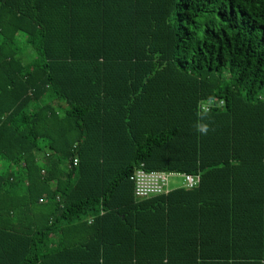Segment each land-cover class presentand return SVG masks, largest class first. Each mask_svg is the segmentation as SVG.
<instances>
[{"label": "trees", "instance_id": "obj_1", "mask_svg": "<svg viewBox=\"0 0 264 264\" xmlns=\"http://www.w3.org/2000/svg\"><path fill=\"white\" fill-rule=\"evenodd\" d=\"M0 264H264V0H0Z\"/></svg>", "mask_w": 264, "mask_h": 264}, {"label": "built area", "instance_id": "obj_2", "mask_svg": "<svg viewBox=\"0 0 264 264\" xmlns=\"http://www.w3.org/2000/svg\"><path fill=\"white\" fill-rule=\"evenodd\" d=\"M214 102L207 103L204 105L205 110H210ZM223 104V101L221 102ZM78 158L74 159L73 165H78ZM44 172V171H43ZM183 176L185 179V187L193 188L200 182V177L197 175H190L186 173L177 172H166L162 170H151L147 169L144 163H141L133 175L131 180L134 182L135 194L139 199H146L153 196L168 193L169 190V179L171 176ZM47 197H42L40 202H46Z\"/></svg>", "mask_w": 264, "mask_h": 264}, {"label": "rangeland", "instance_id": "obj_3", "mask_svg": "<svg viewBox=\"0 0 264 264\" xmlns=\"http://www.w3.org/2000/svg\"><path fill=\"white\" fill-rule=\"evenodd\" d=\"M204 29L207 26H215L220 24V20L216 16H204L201 19ZM185 186V179L183 176H171L169 179V190Z\"/></svg>", "mask_w": 264, "mask_h": 264}, {"label": "clouds", "instance_id": "obj_4", "mask_svg": "<svg viewBox=\"0 0 264 264\" xmlns=\"http://www.w3.org/2000/svg\"><path fill=\"white\" fill-rule=\"evenodd\" d=\"M197 129H198V131H200L201 133H207L208 132V125H206V124H198L197 125Z\"/></svg>", "mask_w": 264, "mask_h": 264}]
</instances>
